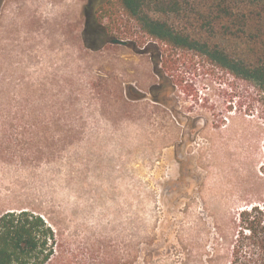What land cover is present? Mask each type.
<instances>
[{"label":"rangeland","instance_id":"rangeland-1","mask_svg":"<svg viewBox=\"0 0 264 264\" xmlns=\"http://www.w3.org/2000/svg\"><path fill=\"white\" fill-rule=\"evenodd\" d=\"M104 1L1 2L0 213L29 208L81 241L129 243L130 264H208L213 224L264 188L257 88L188 50L171 52L163 81L149 35L97 21ZM254 1L225 0L238 14ZM200 7L153 13L198 30ZM219 41L248 57L245 40Z\"/></svg>","mask_w":264,"mask_h":264},{"label":"trees","instance_id":"trees-1","mask_svg":"<svg viewBox=\"0 0 264 264\" xmlns=\"http://www.w3.org/2000/svg\"><path fill=\"white\" fill-rule=\"evenodd\" d=\"M254 2L256 10L238 14L225 0H200L198 30L153 13L180 14L190 0H105L97 8L96 19L107 34L117 25H125V30L136 27L149 35L153 44L145 49L152 54L163 81L169 78L171 52L192 51L250 81L264 108V0ZM221 37L245 40L248 57L233 53L219 41ZM158 89L160 86L152 87V100L163 103ZM259 171L264 180V163ZM210 240L208 264H216L222 256L228 264H264V188L247 197L229 221L216 220ZM136 256L129 243L120 248L90 239L81 241L33 209L12 208L0 213V264H130Z\"/></svg>","mask_w":264,"mask_h":264},{"label":"water","instance_id":"water-1","mask_svg":"<svg viewBox=\"0 0 264 264\" xmlns=\"http://www.w3.org/2000/svg\"><path fill=\"white\" fill-rule=\"evenodd\" d=\"M112 42L113 43H118V44H127V41L126 40L120 39V38H117V37L113 38L112 39Z\"/></svg>","mask_w":264,"mask_h":264}]
</instances>
